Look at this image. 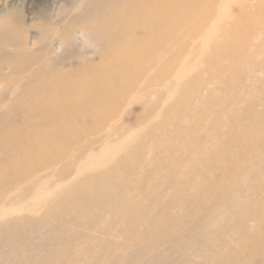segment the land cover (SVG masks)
<instances>
[{
  "label": "rangeland",
  "instance_id": "rangeland-1",
  "mask_svg": "<svg viewBox=\"0 0 264 264\" xmlns=\"http://www.w3.org/2000/svg\"><path fill=\"white\" fill-rule=\"evenodd\" d=\"M237 1L240 0H212L208 12L210 20L205 27L199 32L196 31L197 33L192 32L193 34L185 35V37L179 36L173 47L169 46L168 52L159 55L162 79L158 86V90L161 88L158 94L152 90L155 87L147 85L146 89L134 91L118 102L114 113H111L109 120L105 123L102 121L98 125H94L93 122L80 124V134L84 135L79 140L81 142H74V146L70 149L84 146L95 137H103L92 147L90 157L93 156L101 162L93 170L85 172L84 169H80L74 175L73 168L68 173L59 167L61 161H55V163L58 162L56 166L47 168L46 165V168L35 171L38 164L34 157L27 154L30 144L26 140L34 133L44 134L41 132L42 127L37 129L33 124L23 122L25 114L23 115L20 111L13 115L14 121L0 122V264H211L212 261L216 264H264V244L262 243L264 236V109H262L264 100L260 96L264 95V91L258 94V99L261 101L256 102L253 108L261 112L263 119H259L260 121L256 123L252 122V129L251 125L247 128L233 126L229 131L233 136L227 135L228 137L224 139L218 136L221 131L225 133L220 126L218 115L207 120L204 117L215 112L225 117L230 114L227 122L223 123L235 125L234 117L231 116L233 112L230 110L241 104V100L237 101L230 96V93L221 94V92L233 91V88L238 87L248 94L243 86L250 85L252 82L262 87L264 62L252 75L241 74L240 77L235 71H230L228 79L225 75L222 76L226 81L223 85L216 84L220 91L218 99L217 97L213 99L207 111L201 112L202 115L200 114L195 122H192V127L183 135L187 138V142L177 141L178 128H173L174 134L169 131V128L162 129L163 125L171 120L193 116V111L181 110L178 108L180 105L186 104L195 108L202 105L200 99L204 96L201 94L204 90L202 89L201 92L197 81L201 84L203 80L212 79L205 74L207 73L205 70L209 68L206 66L208 60L223 61V58L227 56V53L216 54L215 49L220 46L224 48L220 40L227 42V37L232 31L229 28L225 29L226 23L234 24L240 15ZM99 2V0H0V12L3 8L13 7V14L23 24L21 26L24 29L23 36L28 44L39 37L40 25L52 23L58 32L72 25L76 35L78 34V40L74 42L76 56H64L63 63L67 71L71 70L68 76L71 75L74 78L77 76L78 80L80 79L77 83L84 84L87 81L91 83L101 81V75L104 72L103 64L111 55V52L109 53L111 48L104 49L96 59L92 54V46L98 40L97 37L90 36L92 48L87 46L84 40L79 39L83 24L76 19L85 15L90 8H96ZM53 5H56V11L60 7L63 16L54 18L56 11L53 12ZM262 5H264L263 0L253 1L252 14L259 9L264 16V10L260 9ZM249 28L245 37L241 36L242 30L239 29L238 35L231 41L232 46L238 50L237 56H233L232 59L235 62V65L234 63L232 65L234 67H238V63L243 61L246 48L261 61L262 57L264 58V48H260L262 29L256 26ZM99 30L98 26L97 30L91 31V35ZM171 36L172 34L164 32L160 34V40L162 43L172 42ZM53 43L55 44V41ZM40 45L39 40L34 49H38ZM58 45L57 42L55 46L58 47ZM0 61H2L1 73L4 74V78H0V109L2 110L8 108L9 104L10 106L15 104L17 100L14 102L15 99L10 100V98H17L24 91L19 89L16 92L19 85L15 83L11 89L5 76L12 77L14 80L24 78L23 69L28 60L26 57L18 60L0 56ZM126 69L118 66L110 71L116 74ZM168 73L171 76H168ZM134 81L142 82L136 78ZM147 81L148 78L143 83ZM184 88L186 93L182 91ZM15 105L19 108L17 104ZM2 113L0 111V116L6 117V114ZM146 115H150L151 118L147 120ZM86 131H89L88 137L85 136ZM70 132V129L65 132L55 130L46 136L57 138L56 141L58 140L60 144L71 139ZM108 134L111 137L107 138ZM121 135L133 137L124 143ZM157 136L158 138L164 136L171 145L170 160L174 162L185 158L186 163L189 162L193 172L189 176L191 181L196 179L201 184L209 185L208 190L205 187L202 196H198L200 197L198 200L192 197L186 204L182 203L185 207L183 211L186 210L183 216L177 213L179 212L177 206L181 205L182 190L188 192V188L182 187L179 192H176L178 189H176L175 170L155 172L154 167L153 169L141 167L135 177V174L128 169L123 168L121 171L123 158L136 153L143 138L148 137L149 141H155ZM245 137L254 141L245 145L242 142ZM175 141L177 142L174 144ZM188 142L192 143L198 152L194 149L185 151ZM210 142L212 147L208 151L205 146L206 144L209 146ZM144 143L146 145V142ZM217 148H220V153L224 156L215 153ZM184 153L185 157H183ZM195 153H199V156H208V160L200 159L199 156H195ZM259 154L263 155L262 161H257ZM90 157L82 158V163L87 165ZM221 158L225 162L229 161L227 163L232 165V168L223 170L219 166ZM48 162L50 164V160ZM250 164H255L257 169L249 173ZM237 166L243 167L249 175L245 181H241L243 173L239 172ZM114 169H118L119 172ZM115 172L121 175L124 181L127 178L133 180V183H129L127 187L116 189L120 197L131 195L130 206L138 202L137 207L134 208L136 212L133 211L129 218H125L124 214L117 216V219L110 217L112 205L107 207L106 211L90 207L92 202L98 200L99 204H105L104 201L111 203V193L101 194L98 199L93 200L87 193L76 189L89 176H95L102 182L104 180L106 185H110L117 175ZM164 199L168 200L164 202L165 205L162 208ZM85 205L87 208L90 207L87 212L92 219L82 221L83 215L80 216L75 212L78 210L82 213L81 208ZM156 206L164 222L158 221L160 217L154 219L145 216L144 222L140 220L138 225H133L135 213L151 214ZM172 211L175 214H171ZM102 218L106 220V225L100 223ZM181 219H184L182 222L184 225L180 228L186 231L181 234L179 240L173 241L171 237L173 233L168 227ZM210 221L218 224L222 236L227 234L231 237L229 240L221 237L212 239L207 245L208 251L213 255L212 259L203 257L199 252L197 253L199 256L193 254L187 259L183 253H175L177 251L174 250L175 248L184 249L190 241L194 242L190 248L191 253L192 250L195 252L202 250L203 237L200 236L211 234L203 229L204 225ZM122 229L125 235L119 240ZM136 234L138 236L133 237ZM159 236H164V242L154 245L152 242ZM17 246L22 248V251L15 252ZM172 246L174 249L171 248Z\"/></svg>",
  "mask_w": 264,
  "mask_h": 264
},
{
  "label": "bare ground",
  "instance_id": "bare-ground-1",
  "mask_svg": "<svg viewBox=\"0 0 264 264\" xmlns=\"http://www.w3.org/2000/svg\"><path fill=\"white\" fill-rule=\"evenodd\" d=\"M99 1L100 2L97 4L98 8H90L88 11H86L85 15L80 16L76 19L77 22L83 24V27L80 29L81 32L79 33V39L81 41L84 40L87 43V46H89L90 48L93 47L92 54L94 55V57H96V59L100 54L103 53L104 49L111 48V51H109V53L111 52V55L108 57L109 59L106 60L103 64L102 69L104 70V72L101 75V81H95L92 83L91 81H87L84 84H80V82L77 83L78 81H80V79L78 80L77 76L74 78L70 75L69 77L68 72H71V70L67 71L63 63L64 56H76L74 55V42L76 39L78 40V34L76 35V32L73 29L72 25L65 27L61 32H58L55 29V25L52 23H49L48 25H40L38 27L40 31L39 37L34 38V41L28 44L26 42L27 40L25 36H23L24 29L23 27H21L23 26V24L22 22L18 21V19L13 14V7H8L6 9L3 8V10H1L0 12V56L5 59L16 58L18 60L26 57L28 60L25 68L23 67V70L25 71L24 78L14 80L12 77L9 78L8 76H5V79L8 80L9 85H11V89L13 84L15 83L19 85V88L16 89V92L19 89H24V91L23 93H20L17 98H10V100L15 99L14 102L17 100L15 104H17L19 108L15 107V104H12L11 106L9 104L8 108L2 110L0 109V111L6 114V117L4 118L0 116V122L3 121L4 123H6V121H12L13 115L20 111L23 112V115L25 114L23 122H26L27 124H33V126L37 127V129H41L42 127L41 130L43 131L41 132H44V134L34 133L30 135L29 138H27L28 140H26V142L30 144V148L29 150H27V154H29L31 157H34L35 162L38 164V167L35 169V171L46 168V165L47 168L52 165L56 166V163L58 162L55 163V161H61L62 163L59 167H62L63 170L65 169L68 173L73 168L74 175H76L80 169H84L85 172H89L93 170L95 166L101 163L98 159H94L93 156L90 157V154L92 155V147L97 142L101 141L103 137H95L88 143H86V141V144L84 146L77 147L76 149H70V147L74 146L76 141H79L84 135L83 133L80 134V124L82 122H93L94 125H98L99 122L102 121V123H105L109 120L108 117L111 115V113H114L117 103L121 102L122 99H125L126 96L134 91H141V89H146L148 86H150L152 88L155 87V89L152 90L155 94H158L161 89L160 88L158 90V86L161 84L160 80L162 79L159 69V55L164 52H168L169 46L173 47L176 39H178L179 36L185 37V35L188 36L190 34H193L192 32H199L200 30H202L210 20L208 12L210 11L209 8L212 4V0ZM253 1L255 0H240L239 2L237 1V5L240 9V15L236 18V22L234 24L226 23L225 28H229L233 32L231 31L229 33L230 35L227 37V42H225V40H220L221 43H223L224 48L220 46L219 48L216 47L215 49L216 54H218V52L219 54L227 53V56L223 58V61L220 59H210L208 60V62H206L207 65L204 64L209 67L205 70L207 72L205 74L211 76L212 79L207 81L203 80L200 84L196 79L198 76H200V74L195 78L198 86L200 85L199 89L201 90V92L202 89L204 91L206 89V93H204V91L203 93H201L204 95L201 96L200 99L202 105L198 108L192 106H190V108L186 104L180 105V107L178 108L181 110H185L186 112L193 111V116H191V118L187 117L184 119H176L174 121L171 120V122L169 121L170 123L167 122L163 125L162 129L166 130L167 128H169V131L171 133L174 132L173 128L176 127L179 129L177 141L185 140V142H187V138H185L183 135L187 130H189L190 127H192V122H195V119L200 116L201 112L207 111L208 107H210L209 104H211V101L213 99H215L216 97L218 99L220 91L218 90L216 84L223 85V83H225L224 81L226 80L223 79V75H225L227 79L229 78L230 71H235V73H237V75L240 77L241 74H245L247 76L252 75L255 70L259 68L264 62L263 57L261 61L259 58L255 57L254 54H251L250 49L246 48L243 61L238 63V67L232 66L233 63L235 65L234 60H232L233 56H237L236 51L238 50L236 49V47L232 46L231 41L235 36L238 35L240 30H242V32H240L241 36L245 37L248 33L249 27L254 28L256 26V28H261L262 47L260 46V48H264V16L261 14V11L259 9L255 10V13L252 14L254 12ZM262 6L263 7H260V9H262L263 11L264 5ZM53 8V12H55L56 5H53ZM199 15H201V17ZM58 16H63V11H61L60 7L59 9L57 8V11L54 13V18H57ZM98 26L100 27V30L97 32L95 31V33L91 35V31L97 30ZM164 32L172 34L171 37L173 41L169 42L171 43L170 45L169 43H162L160 40V34ZM90 36L97 37L98 39L96 40L95 45L93 44L92 47ZM36 40H40L41 42V45L38 49H34V46H36L38 42ZM54 41L55 44L53 43ZM57 42L59 43L58 47L55 46ZM6 46H8L10 49H8V47ZM114 48L116 50H114ZM0 63H2V61H0ZM118 66H122L127 69L123 72L121 71L119 73L116 72V74H113L110 70ZM0 69V78H4V74L1 73L2 66ZM216 74H218L217 77ZM169 75L171 76V74L168 73V76ZM150 76L151 80H149ZM135 78L139 79V81L142 82L136 83L134 81ZM147 78V83H143V81ZM199 78L201 79L202 77ZM258 86L260 85L255 84L254 82H252L250 85L248 84L246 86H243L245 87V91H248V94L238 87L233 88V91L221 92V94H224V92L228 94L230 93V96L236 98L237 101L241 100V104L230 110V112H233L231 116L234 117L233 122H235V125L223 123L227 122L230 114H228L226 117L222 114H219V112L204 115V117H206V120L213 118L214 115H218L219 122L222 123H220V126L225 131V133L221 131L218 134L219 137L221 136L226 139L228 136H233L229 132L233 126H236L237 128H247L251 125L252 122L256 123L257 121H260L259 119H263L261 117V112L253 109L254 104L258 101H261L258 99V94L264 91V85H262V87ZM185 90L186 88H184L182 91L186 93ZM260 96L261 99L264 100V95L261 94ZM254 98H256L257 100H255ZM189 108L191 110H189ZM259 109L261 110V107ZM262 109L264 108L262 107ZM150 115H146L147 120L151 118L152 115ZM10 123L12 124V122ZM181 127H183V129H181ZM69 129L71 130V132L69 133L71 139L66 141L64 140V143L61 142L59 144V141H56L57 138L46 136L48 135V133L50 134L51 132H55V130L65 132ZM88 133L89 131L85 132L86 137H88ZM131 135L134 136V134ZM106 137L109 138L111 136H109L108 134L106 135ZM121 137L123 139V142L128 141L132 138L130 135L127 137L121 135ZM160 137L158 138L157 136L155 141H149L148 137L143 138V141H141L139 147L137 148V152L132 154L131 156H126L125 158H123L121 163V171L123 170V168L128 169L130 172H133L135 174V177L137 171L141 167H144V169H153L154 167V169L156 170L155 172L166 171L168 169L169 172L172 169L175 170L177 175V177L175 178V181L177 182L176 189H178L176 192H179L182 187H184V189L188 188V192L186 190H182V196H180L181 205L177 206L179 211L177 213H180L183 216L185 215L186 210L183 211L184 206L182 205V203L186 204V202L189 201L192 197L198 200L200 198L198 196H202L204 188L206 187L205 189H207L209 185L208 183L201 184L196 179L191 181L189 176H191L193 172L191 171L192 169L190 168L189 162L186 163L187 160H185V158H180L179 161L175 160L174 162L170 160L169 151L171 149V145L168 144L166 138L164 139V136L162 138ZM177 141H175L174 144ZM253 141L254 140L249 137H245L242 139V142H244L245 145ZM143 142H146V145L145 143L143 144ZM188 143L186 144L185 151H187L188 149H194L195 152H198L197 148L192 143ZM211 147L212 142L209 143V146L208 144H206L205 146L208 151ZM199 152H201V150H199ZM215 153L219 154L220 148H217L215 150ZM220 154L224 156V154ZM185 155L186 154L184 153L183 157H185ZM199 155V153H195V156ZM87 156L90 158L88 159L89 162L86 165L82 163L81 160L82 158H86ZM202 156L199 157L203 160H206L208 157H205V155ZM261 156L263 155H258L259 159L257 161H262ZM223 158H221L222 161L219 162V166L223 168V170L231 169L232 165H229V163H227L229 161L225 162ZM49 160L50 164L48 162ZM237 169H239V172L241 171L243 173L241 175V181H245V178L249 175L245 170H243V167L237 166ZM256 169L257 166L255 164H250L248 172L250 173ZM114 171L119 172L118 169H114ZM115 174L117 173L115 172ZM104 182V180L102 182L95 176H89L83 183L79 184L76 189L77 191H80L82 193H87L90 196V199L93 198V200L98 199L99 195L101 194L111 193V203L104 201L103 203L105 204H99L98 200L96 202H92L90 204V207L92 209L100 208V211H106V208L112 205V208H110V217H115V219H117V216L124 214L125 218H129L130 215L133 214L134 208L137 207L138 202L137 204L130 206L129 204L131 201V195H124L120 197V194L118 191H116V189L124 186L127 187L129 183H133V180L131 181V178H127V180L125 179L124 181L122 176L117 174L112 180V184L106 185ZM167 200H163L162 208L164 207ZM85 207L81 208L82 213L81 211L78 212V210H76L75 212V214H80V216L83 215L82 221L83 219H92L91 215L88 213L90 207L87 208L86 205ZM235 207L237 208V206ZM158 209V206H156V209L153 210L151 214L135 213L136 216H133V225H138L140 220L144 222L145 216H150L154 219L159 218L160 214L157 211ZM172 212L173 213L171 214H175L174 211ZM138 214L140 215L137 216ZM67 216L71 215L67 214ZM183 220L184 219H181V221L176 222V224L172 225L171 227H168V229L173 233V235L171 236L173 241L179 240L181 234H184L186 231L180 228L184 225L182 223ZM158 221L164 222L162 217H160ZM100 223H102V225H106V220H103L102 218L100 220ZM102 227L105 228V226ZM203 229L205 230V232H209L211 234H204L200 236L203 237L202 250L196 252L195 250H192L191 253L190 248L194 243L192 241L188 242L184 246V249L180 247L174 249L173 246L171 248L177 250L175 253H183V255H185V259L193 254L198 255V252L203 257L212 259L213 255L210 254L207 247V245L211 243L212 239L221 237L229 240L231 239V237L227 234L222 236L218 228V224L216 225V222L213 221H210L209 223H207V225L205 224ZM123 230L124 229L121 230L120 237H118L119 240L123 238V235H125V233H123ZM137 236L138 235L136 234L133 237ZM262 238V243L264 244V236ZM164 240V236H159L152 243H154V245L162 244ZM17 250L22 251V248L17 246L15 252ZM211 264L216 263L212 261Z\"/></svg>",
  "mask_w": 264,
  "mask_h": 264
}]
</instances>
